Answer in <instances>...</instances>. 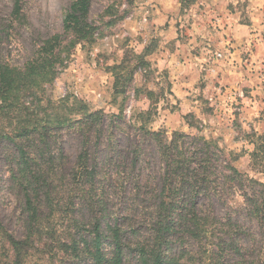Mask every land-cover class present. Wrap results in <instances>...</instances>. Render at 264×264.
Returning <instances> with one entry per match:
<instances>
[{
  "label": "rangeland",
  "instance_id": "obj_1",
  "mask_svg": "<svg viewBox=\"0 0 264 264\" xmlns=\"http://www.w3.org/2000/svg\"><path fill=\"white\" fill-rule=\"evenodd\" d=\"M15 1L0 0V62L22 67L42 41L62 34L64 12L72 0H21L18 20L12 17ZM160 1L92 0L89 19L98 27L114 17L107 15L109 7L118 14H126L122 20H113V25L100 28V36L93 43L76 45L70 50L56 78L37 97L48 113L53 111L49 104L60 102L66 108L83 105L90 112L105 113L100 140L96 144L95 136L91 138L90 158L99 163L109 160L117 163L119 159L127 163V168H120V177L126 176L124 185L108 186L106 208L137 222L142 217L141 207L149 206V191L159 188L160 164L154 146L142 147L139 164L132 172L129 170L139 135L133 126L119 128L123 125L121 122L115 124L117 128H112L109 135L112 127L108 124L109 117L118 114L120 109L128 122L135 121L139 113L154 105L151 121L146 124L148 129L164 131L168 138L179 132L214 140L219 147L237 155L234 165L241 173L264 183L262 168L254 169L250 158L255 140L251 136L264 133V15L255 20L249 16L248 7L255 0H218L224 4L222 10H216L217 6H214L216 9L207 7L206 0H171L177 2V9L174 7L168 18L152 24L153 17L158 15H153L152 5H159ZM220 11L237 13L248 32L232 33L233 27L219 17ZM146 48L150 51L145 56L149 66L138 68L130 86L126 84L129 89L115 96L114 77L108 67L120 63L125 51L144 54ZM135 89L139 91L138 97ZM147 91L153 93L152 98L146 96ZM189 121L196 128H189ZM46 139L49 147L41 159L40 179L50 185L54 215L46 226L59 230L66 224L65 191L83 139L80 132L67 127ZM22 141L0 140V226L4 233L17 240L27 236L30 226L19 150L22 147L26 154L38 151L31 140ZM110 174L118 176L112 170ZM135 183L144 188H137ZM220 195L226 206L215 196L210 199L216 216L223 218L226 213L232 214L252 235L251 242L248 238L244 242L256 248L264 247V230L244 216L241 210L244 200L238 187L228 194L223 190ZM203 201L199 200L201 206ZM49 203L45 200L42 203V218L49 213ZM120 223L124 226L128 222L123 219ZM10 258L13 259L10 247L0 234V263H7ZM235 262L246 264L238 258L227 259L226 264ZM130 263H134V256L128 251L125 264ZM19 264L81 263L70 260L68 255L52 247L50 241L34 235L24 243Z\"/></svg>",
  "mask_w": 264,
  "mask_h": 264
},
{
  "label": "trees",
  "instance_id": "obj_2",
  "mask_svg": "<svg viewBox=\"0 0 264 264\" xmlns=\"http://www.w3.org/2000/svg\"><path fill=\"white\" fill-rule=\"evenodd\" d=\"M91 2L72 0L64 12L62 34L42 41L22 67L0 62V140H31L38 150L34 154H26L22 147L19 150L30 226L27 236L21 240L7 235L0 226V234L5 236L13 256L4 264H19L24 243L34 235L50 241L52 247L81 264H125L128 251L133 253V264H226L227 259L235 261L236 258L246 264H264V247L258 249L252 243H245L246 238L251 242L252 235L232 214L226 213L223 218L216 216L210 203L215 196L226 206L220 193L225 190L228 194L238 187L244 200L241 209L244 216L264 230V183L241 173L234 165L237 155L219 147L214 140L179 132L168 138L164 131L148 129L146 124L151 121L154 105L139 113L135 121L130 119L128 122L120 109L118 114L109 117L108 124H112L109 135L112 128H117V122L123 124L119 128L133 126L139 135L129 162L131 172L140 162L139 150L154 146L160 164L159 188L149 191V206L141 207L142 217L137 219L138 222L127 215L113 214L106 208L108 186L112 183L117 188L124 185L126 176L120 177V168L128 165L121 159L117 163L112 160L99 163L90 158V141L92 136H95L96 144L100 140L105 113L90 112L83 105L66 108L64 102L49 104L53 111L48 113L37 98L44 86L56 78L58 68L70 50L76 45L93 43L100 36V28L113 25V20H122L126 14H118L109 7L107 15L114 17L101 22L98 27L89 19ZM20 13L21 0H16L12 17L18 20ZM149 52L146 48L144 54L134 55L127 50L120 63L108 67L114 77L115 96L129 89L126 84L130 86L138 68L149 66L145 61ZM134 94L139 96L138 89ZM146 96L152 98L153 93L147 91ZM187 124L191 129L196 128L190 121ZM64 127L80 132L83 142L65 191L66 224L57 230L46 226L54 216L52 192L46 180L40 179L39 167L46 155L44 150L49 147L46 137ZM251 137L255 139L250 153L252 166L254 169L260 167L264 172V133ZM111 170L118 172V176L113 177ZM135 186L144 188L138 183ZM44 200L50 202V209L42 218ZM199 200L207 202L203 201L201 206ZM123 219L128 222L124 226L120 223Z\"/></svg>",
  "mask_w": 264,
  "mask_h": 264
},
{
  "label": "crops",
  "instance_id": "obj_3",
  "mask_svg": "<svg viewBox=\"0 0 264 264\" xmlns=\"http://www.w3.org/2000/svg\"><path fill=\"white\" fill-rule=\"evenodd\" d=\"M255 1L259 2V4H257V2L255 3ZM253 3H251L248 7L249 9V16H251L252 20L258 19V17L263 16L264 15V0H255ZM207 7H212L215 8L214 6H217V9L223 8L224 4L222 5L220 3V1L218 0H206L204 1ZM159 5H152V8H155V12H153V15L157 14L158 15L155 17H153V22L152 24H158V22H160V20H165L166 18H168L169 14L171 13L172 9H174V7H178L177 2L172 3L171 0H161L159 3H157ZM222 10V9H220ZM237 13H223L222 11H220L219 13V17L222 16V18L227 21L229 24H231V28L233 27V29H231L232 33H235V35H237V32H234L235 30H239L240 33L244 32L248 29L246 27V25L244 23H241L238 20V16L236 15ZM249 32H251V30H249Z\"/></svg>",
  "mask_w": 264,
  "mask_h": 264
}]
</instances>
